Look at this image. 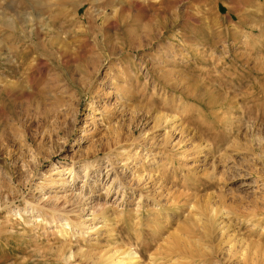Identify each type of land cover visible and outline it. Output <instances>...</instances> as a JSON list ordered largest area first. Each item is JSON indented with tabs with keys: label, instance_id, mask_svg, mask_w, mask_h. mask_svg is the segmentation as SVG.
<instances>
[{
	"label": "rangeland",
	"instance_id": "1",
	"mask_svg": "<svg viewBox=\"0 0 264 264\" xmlns=\"http://www.w3.org/2000/svg\"><path fill=\"white\" fill-rule=\"evenodd\" d=\"M131 1L0 0V264H264V0Z\"/></svg>",
	"mask_w": 264,
	"mask_h": 264
},
{
	"label": "bare ground",
	"instance_id": "2",
	"mask_svg": "<svg viewBox=\"0 0 264 264\" xmlns=\"http://www.w3.org/2000/svg\"><path fill=\"white\" fill-rule=\"evenodd\" d=\"M171 3V0H156L150 3H146V4H140L137 0H132L128 5L127 8L128 9H134L135 12H137L138 14H143L145 12H153L156 13L155 18L157 19V21L163 25V20L160 18V14H162V12L166 9L167 5ZM15 13V12H14ZM162 29V28H161ZM137 32V31H135ZM132 33V32H131ZM152 32L149 30H146V32L142 31V35L144 36H149V38L152 37ZM164 34V31L163 33ZM67 64V63H66ZM28 78V77H27ZM257 95V93L255 94H250L249 97H247V101L248 102H252V99H254V97ZM239 102V101H238ZM205 249V248H204Z\"/></svg>",
	"mask_w": 264,
	"mask_h": 264
}]
</instances>
